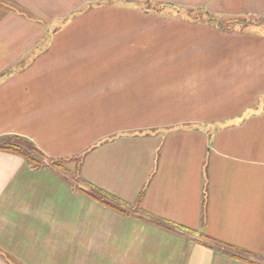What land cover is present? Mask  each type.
I'll use <instances>...</instances> for the list:
<instances>
[{
	"label": "crops",
	"instance_id": "0c3cea01",
	"mask_svg": "<svg viewBox=\"0 0 264 264\" xmlns=\"http://www.w3.org/2000/svg\"><path fill=\"white\" fill-rule=\"evenodd\" d=\"M109 1L0 0V137L80 158L135 217L0 150V264H264V31ZM145 1L264 19V0Z\"/></svg>",
	"mask_w": 264,
	"mask_h": 264
},
{
	"label": "trees",
	"instance_id": "16d2710c",
	"mask_svg": "<svg viewBox=\"0 0 264 264\" xmlns=\"http://www.w3.org/2000/svg\"><path fill=\"white\" fill-rule=\"evenodd\" d=\"M209 23L222 28L221 22L212 23V21H210ZM0 150L8 151L21 156L27 162V164H29L33 168H48L56 172L57 174L63 176V178H65L66 181L76 190L88 195L92 199L101 202L109 208L116 210L124 216L135 217L136 209L131 208L130 204H126L121 199L87 183L85 180L81 179L79 174L74 184L73 180L69 179L70 170L68 168H64L61 164L63 160H54L48 158L28 139L17 135L0 137ZM136 207L138 208L137 211L141 212L143 215H146L151 223L162 227L165 230L170 231L171 233L185 236L188 240L189 238H191L202 245L208 246L209 248H212L216 251H221L231 257L244 261L255 262L251 254L239 248L217 241L202 232H198L190 228H183L182 226H178L171 222L161 220L157 217L143 212L139 208V206Z\"/></svg>",
	"mask_w": 264,
	"mask_h": 264
},
{
	"label": "rangeland",
	"instance_id": "374dc122",
	"mask_svg": "<svg viewBox=\"0 0 264 264\" xmlns=\"http://www.w3.org/2000/svg\"><path fill=\"white\" fill-rule=\"evenodd\" d=\"M117 3L124 4L126 6H131L134 8L140 7L142 10H150L151 13L155 10H162V15H179V16H189L193 18H199L201 20L205 21H212V23H219L221 22L222 28H234V27H255L254 29H259L260 31H264V19L263 18H249V17H240V18H220L218 16H214L211 14H208L204 9H195V10H181L179 8L171 9L170 7H161L158 4H155L153 2H148L145 0H113ZM105 2L110 4L109 0H105ZM167 13V14H166ZM250 25V26H249ZM62 166L64 168H68L69 174H70V180H73V183L75 184V181L78 178V169L80 164V158L74 159L73 162L68 161H62ZM133 204L130 205L131 208ZM136 207V205H135Z\"/></svg>",
	"mask_w": 264,
	"mask_h": 264
}]
</instances>
